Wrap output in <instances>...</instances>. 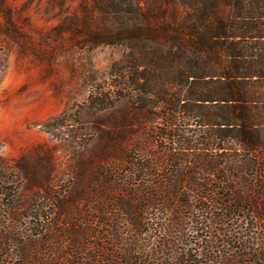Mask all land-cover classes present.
Instances as JSON below:
<instances>
[{"label":"trees","instance_id":"1","mask_svg":"<svg viewBox=\"0 0 264 264\" xmlns=\"http://www.w3.org/2000/svg\"><path fill=\"white\" fill-rule=\"evenodd\" d=\"M80 8L53 37L125 49L89 100L100 112L127 103L113 125L130 130H102L94 179L83 184L85 162L64 194L33 178L34 202L18 205L9 175L27 168L5 167L0 264H264L251 225L264 221V0Z\"/></svg>","mask_w":264,"mask_h":264},{"label":"rangeland","instance_id":"2","mask_svg":"<svg viewBox=\"0 0 264 264\" xmlns=\"http://www.w3.org/2000/svg\"><path fill=\"white\" fill-rule=\"evenodd\" d=\"M80 3L0 0V181L9 178L5 167L19 163L27 168L9 175L17 181L9 193L20 197L18 205L34 202L31 197L39 189L30 185L33 178L51 175L57 191H69L73 178L81 180L79 171L85 162L89 170L82 182L91 184L96 171L94 158L104 145L101 131L126 137L130 130L125 125L117 130L113 125L128 111L127 103L100 112L89 100L92 87L105 80L112 64L125 56V49L83 48L71 35L53 37L56 26L82 15ZM251 225L255 236L262 239L264 221L253 220ZM200 239L195 233L188 234L189 241L197 242L192 244L194 254ZM182 248L180 245L177 250ZM5 256L15 264V253Z\"/></svg>","mask_w":264,"mask_h":264}]
</instances>
